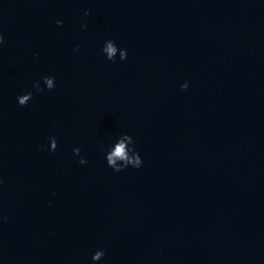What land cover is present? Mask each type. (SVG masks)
<instances>
[{"label": "water", "instance_id": "water-1", "mask_svg": "<svg viewBox=\"0 0 264 264\" xmlns=\"http://www.w3.org/2000/svg\"><path fill=\"white\" fill-rule=\"evenodd\" d=\"M0 264H264V0H0Z\"/></svg>", "mask_w": 264, "mask_h": 264}, {"label": "clouds", "instance_id": "clouds-1", "mask_svg": "<svg viewBox=\"0 0 264 264\" xmlns=\"http://www.w3.org/2000/svg\"><path fill=\"white\" fill-rule=\"evenodd\" d=\"M115 155L123 156V147L122 146L117 148Z\"/></svg>", "mask_w": 264, "mask_h": 264}]
</instances>
